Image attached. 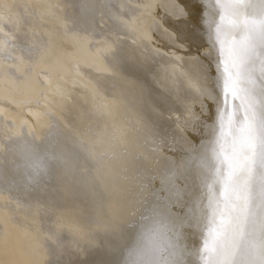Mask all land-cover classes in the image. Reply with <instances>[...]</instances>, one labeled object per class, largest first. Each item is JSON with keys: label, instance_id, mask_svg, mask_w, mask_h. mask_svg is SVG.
Listing matches in <instances>:
<instances>
[{"label": "bare ground", "instance_id": "1", "mask_svg": "<svg viewBox=\"0 0 264 264\" xmlns=\"http://www.w3.org/2000/svg\"><path fill=\"white\" fill-rule=\"evenodd\" d=\"M239 39L226 11L196 0H0V264H128L169 240L195 252L197 165Z\"/></svg>", "mask_w": 264, "mask_h": 264}, {"label": "snow or ice", "instance_id": "2", "mask_svg": "<svg viewBox=\"0 0 264 264\" xmlns=\"http://www.w3.org/2000/svg\"><path fill=\"white\" fill-rule=\"evenodd\" d=\"M202 9H222L240 39L235 43V72L223 73L221 104L217 109L214 146L197 167L207 199V226L201 246L192 252L170 240L164 245H142L128 264H187L195 255L199 264H264V223L257 232V199L264 202V107L257 110L251 65L264 47V0H196ZM221 20L225 16L221 15ZM214 21L208 24L213 30ZM220 42L221 28L215 26ZM264 75V54H259ZM234 102L239 115L233 120ZM228 129L227 140L225 129ZM29 151H31L29 149ZM45 168V157L30 165Z\"/></svg>", "mask_w": 264, "mask_h": 264}]
</instances>
